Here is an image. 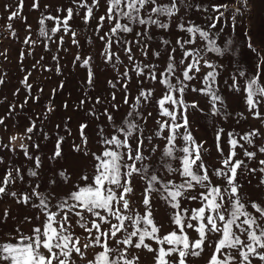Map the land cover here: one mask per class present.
I'll return each instance as SVG.
<instances>
[{"label":"snow or ice","instance_id":"obj_1","mask_svg":"<svg viewBox=\"0 0 264 264\" xmlns=\"http://www.w3.org/2000/svg\"><path fill=\"white\" fill-rule=\"evenodd\" d=\"M71 2L78 9L75 16L84 24L95 22L93 30L96 33L104 30L99 35L104 41L101 55L118 72L117 82L109 80L108 84L112 89L119 84L122 99L117 101L113 91L101 112L89 109V121L77 126L71 141L57 133L52 141L51 155L47 157L54 166L47 170L42 166L41 156L34 154L41 150V144L33 140V136L42 140L49 137L43 128L37 129L35 121L22 135L10 136L7 143L0 139V148L13 153L16 152L15 142L20 140V151L33 163L32 167L24 169L0 157V164L5 166L0 179V202L7 203L11 199L24 210L32 211V215L24 216L12 214L8 209L0 213V264H81L82 261L87 264H139L141 251L153 254V264H194L192 258H202L206 251L209 252L206 264H264V199L253 200L244 191V182L251 174H264V158L258 155L264 154V146L257 147L255 143L264 133L259 129L243 135L228 131L225 153L221 147L225 129L220 127L214 131V139L222 167L210 169L205 159L206 155L211 159L209 149L204 142H197L191 128V118L205 110L198 99H187L189 95L199 94L207 97V115L225 120L232 115L219 81L224 65L214 63L209 54L224 57L231 50L235 57L231 34L238 30V22L246 13L251 16L254 0H232V7L227 3L206 7L199 3L186 4L185 0ZM181 5L186 10L194 8L202 14L209 13L203 18L205 26L191 20L184 22L180 17ZM39 7V0H33L32 8ZM101 7L105 8V13L95 16L94 10L99 11ZM79 10H83V15ZM65 11L63 19L52 15L40 19L39 33L46 40H52L62 29L64 34H71L74 45H79L77 33L69 23L74 18V9L67 7ZM226 12L229 16L218 28ZM19 15L18 11L11 12L8 19ZM174 18L182 35L177 36L175 45L168 39L161 41L167 56L163 69L155 63L137 61L133 49L147 58L149 42L154 39L151 29L167 33ZM229 19L228 39L221 46L220 37L229 26ZM46 21H53L54 26L48 28ZM133 33L134 37L129 39V34ZM253 34L247 26L241 33L244 47L255 52ZM30 42L35 43L30 37L24 40L26 44ZM59 42L63 44V35ZM121 51L127 64L121 59ZM177 52L179 58L175 55ZM152 54L157 60L161 59L159 50ZM75 59L89 66L91 57L77 56ZM262 64L264 61L255 63L251 74L235 69V74L223 80V85L233 94L242 93L245 111L264 122ZM119 67L124 68L122 73ZM94 75L89 67L88 85L94 86ZM134 77L137 92L132 95L129 85ZM147 82L152 86L145 88ZM157 82L162 88L158 97L154 95ZM3 83L0 78V85ZM23 83L31 89L27 79ZM59 87L63 88V84ZM84 104L85 100H80V105ZM95 104H101L99 97L95 98ZM121 105H127L128 111L117 119L115 116ZM63 107L68 105L65 103ZM150 107H155L157 118L154 120L156 127L149 131L145 125L152 116ZM11 108L15 110L14 105ZM54 110L52 106L47 109L48 112ZM11 114L10 111L8 115ZM93 117L98 122L95 130L91 127ZM239 117L245 118L244 113ZM4 124V119L0 118V125ZM60 127L56 125L57 129ZM65 130L72 136L67 124ZM25 140L31 141V145L24 143ZM94 146L99 150H93ZM248 146H252L251 149ZM245 158L255 160L257 167H251ZM81 159L90 160L92 171L69 172L68 168ZM18 183L26 187L18 191L15 188ZM258 184L264 185V177ZM261 195L264 196V192ZM156 200L163 201L166 206V224L170 228L167 232L163 231L165 224L155 219ZM24 225H31L27 234L22 230ZM77 227L80 232L75 231ZM81 236L85 237L83 243ZM88 249L99 250L88 259Z\"/></svg>","mask_w":264,"mask_h":264},{"label":"rangeland","instance_id":"obj_2","mask_svg":"<svg viewBox=\"0 0 264 264\" xmlns=\"http://www.w3.org/2000/svg\"><path fill=\"white\" fill-rule=\"evenodd\" d=\"M39 9L32 8L33 0H23L22 6L20 0H0V78L4 80V83L0 85V118L5 121L4 125H0V139L4 143L8 142V138L12 135H22L27 126H30L32 121H35L37 129L43 128L47 133L49 139L42 140L36 135L33 136V140L41 144V150H36L35 155H40L43 168L54 166L53 162H50L47 157L51 155L52 141L56 138L57 133L63 135L66 141H71L77 132V126L82 122L89 121L88 110L99 113L107 106V101L110 99V93L115 91L117 95V101L122 99V93L119 88V84L116 89H112L108 84L109 80L117 82L118 72L112 68L110 63H106L102 57L104 50V41L99 39V35L103 34V29L100 33L94 32L95 22L91 25H86L83 21L75 16V12L78 10L71 0H39ZM91 0H89V3ZM103 3V0H101ZM165 3L168 0H164ZM186 4L199 3L203 6H210L213 3L223 4L227 3L232 7V0H185ZM48 5L47 8L44 6ZM67 7H73L74 18L71 20L70 26L76 31V39L79 41V45L72 43L71 34H64L62 29L60 32L53 35L52 40H46L39 33L40 25L38 21L43 19L44 16L52 15L59 16L61 19L66 15L65 9ZM180 17L184 22L189 20L194 21L197 24L205 26L203 23L204 16L209 13H200L193 9H184L181 5ZM223 11V9H221ZM18 11L20 15L15 19L9 20L8 17L11 12ZM83 15V10H79ZM105 13V8L101 7L99 11L94 10V15L99 16ZM251 16L247 13L243 20L238 22V30L232 33L233 45L236 50L235 57L232 56L231 50L226 53L224 57H216L214 53H210L214 63L224 65L221 70L219 81L221 88L223 89V95L226 98V106L228 111L232 114L228 119L222 117H213L207 115L209 104L207 103V97L200 96L199 94H192L187 97L188 100L198 99L200 107L204 108V113H197L196 116L191 118V128L194 137L197 142H204V146L209 149L211 159L205 156L206 164L209 168L222 167L219 163V156L215 148L214 131L220 127L225 129V135L221 137V147L227 153V146L225 144L226 133L228 131H235L236 133L243 135L252 129H259L261 133H264V122L252 117L245 111V104L243 102V94H233L229 92L223 85V80L228 79L230 74H235V69H243L249 74L254 71L253 65L264 61V43H261V39L264 38V24H262V16H264V0H254L253 7L251 9ZM219 15V13H214ZM229 13H225V17L221 18V22L217 27L223 26V22ZM26 18V19H25ZM230 19L228 21V27H225L224 33L221 34L220 43L223 46V41L228 39L230 32ZM107 24V21H105ZM172 26L167 33L161 29L152 28L151 35L154 37L149 42L148 56L145 58L136 48L133 49L134 57L137 61L143 63H155L158 68L163 69L167 56L164 55V48L161 46V41L168 39L175 45L177 36L182 35L179 29L176 27L175 18L171 22ZM10 26V27H9ZM46 26L51 28L54 26L53 21H46ZM248 27L250 34H253L252 43L255 52L250 49H246L243 45V37L241 35L242 30ZM215 32V29H212ZM63 35V44H60L59 38ZM31 38V41L35 43H24L26 38ZM133 34H129L128 38L132 39ZM116 46L114 45L113 50ZM159 50L161 52V59L157 60L153 56V51ZM246 52V55L242 53ZM23 53V55H21ZM179 58V52L175 54ZM81 58L91 57L89 66H85L82 60H77L75 57ZM121 59L125 64L128 63L127 58L123 51L120 52ZM56 57V59H53ZM232 60L233 62H229ZM235 61H240L236 63ZM89 67L94 72L95 84H87V75ZM124 68L119 67V72H123ZM129 75L133 73L130 71ZM27 79L31 85V89L27 88L23 81ZM262 79H264V64H262ZM231 81H229L230 83ZM63 84V88L59 86ZM151 83L144 84L145 88L151 87ZM199 87V85H197ZM131 94L135 95L137 92L136 78L134 77L129 85ZM156 91L155 96H160L162 92L161 85L157 82L155 84ZM42 89V91H41ZM56 90L53 92V90ZM101 99V104H95V98ZM27 99V103H25ZM84 99L85 104L80 105V100ZM67 104L68 107L64 108L63 105ZM15 106V110L12 111L11 106ZM23 105L21 108L20 106ZM94 105V107H93ZM49 106L54 107L53 112H48ZM152 111V116L148 117L145 127L150 131L155 128V118H157V112L155 107L148 109ZM11 115H8L9 112ZM128 111L127 105H121L120 111L116 113L115 118L121 119L123 115ZM264 111V110H262ZM244 113L245 118H240L239 114ZM163 119V118H161ZM239 119V123L237 120ZM101 123L103 117H101ZM95 118H91V127L95 130L97 126ZM59 124L61 127L56 128ZM65 124L71 129L72 136L67 134L65 130ZM6 126V127H5ZM107 130V129H106ZM87 131V130H86ZM40 136L43 133L39 134ZM94 138V133H93ZM79 143V140L76 141ZM21 141L15 142L16 152H10L8 149L0 148V157H3L7 163H11L13 166H22L24 169L33 166L32 162L26 160L23 153L19 149ZM24 143L31 145V141L25 140ZM256 146H264V136L255 139ZM161 147L163 143L161 142ZM250 149L252 146H248ZM70 150V149H69ZM93 150L98 151L97 147H93ZM33 150L30 148V152ZM239 154L240 150L237 149ZM78 155V154H77ZM159 152L156 153L158 157ZM260 158H264V154H258ZM247 163L251 167H257L255 160H247ZM87 172L92 171L90 160H78L72 167L68 168L69 172L79 173L81 170ZM163 171V169H161ZM5 173V166L0 164V179L3 178ZM264 177V174L253 173L248 177V181L244 182V191L250 195L253 200L260 197L264 192V185H259L258 180ZM75 178V176L73 177ZM219 182V181H215ZM137 190H139L140 181L137 179ZM26 185L17 184L16 190H23ZM43 189V185H42ZM62 195V194H61ZM193 203V202H189ZM8 209L10 213L18 216L32 215L31 210H24V208L18 204L12 203L11 199L7 203L0 202V213ZM143 211V209H140ZM166 206L163 201L156 200L155 203V219L160 224H165L164 232L170 230L167 227ZM11 227V224L9 225ZM31 225L22 226V230L27 234ZM76 232H80L78 227ZM85 241V237L81 236V242ZM99 249H88V259H91V254ZM139 264H153L152 253L141 251ZM209 252L206 251L202 258H192L194 264H206ZM81 264H87V261H82Z\"/></svg>","mask_w":264,"mask_h":264}]
</instances>
